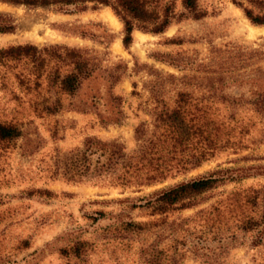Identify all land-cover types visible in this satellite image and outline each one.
Wrapping results in <instances>:
<instances>
[{"label": "rangeland", "instance_id": "obj_1", "mask_svg": "<svg viewBox=\"0 0 264 264\" xmlns=\"http://www.w3.org/2000/svg\"><path fill=\"white\" fill-rule=\"evenodd\" d=\"M173 4L182 11L180 0ZM198 4L204 16L174 18L159 34L133 30L123 47L122 25L107 6L91 9L87 2L81 12L63 13L54 6L0 1V12L15 22L12 32L0 34V47L46 48L39 90H0V119L22 122L21 136L0 160V264H147L152 249L166 254L161 264H264V122L246 104L233 108L244 116L246 147L219 152L172 178L121 188L104 175L77 182L61 175L64 156L85 138L116 139L126 151L134 148L133 129L139 122L150 127L148 110L158 85L165 98L187 92L199 104L212 100L218 116L226 114L219 101H236L247 90L238 82L249 76L250 66L222 61L226 50L264 52V33L248 37L247 26L258 25L228 0ZM64 49L82 56L90 70L73 94L54 87L55 76L71 67ZM54 99L56 112L38 111L40 101ZM110 116L118 123H101ZM218 170L223 179L194 196L189 207L162 213L137 207L143 204L138 198ZM127 220L147 226L140 233L124 231L119 223ZM79 241V256L59 252Z\"/></svg>", "mask_w": 264, "mask_h": 264}, {"label": "trees", "instance_id": "obj_2", "mask_svg": "<svg viewBox=\"0 0 264 264\" xmlns=\"http://www.w3.org/2000/svg\"><path fill=\"white\" fill-rule=\"evenodd\" d=\"M26 7L54 6L63 13L81 12L91 2V9L98 5L109 7L122 25L121 44L127 47L131 42L133 30L159 34L174 18H200L206 14L199 0H180L181 12L174 9V0H0ZM238 7L245 18L253 25H264L263 0H228ZM15 29L12 16L0 12V34L10 33ZM46 48H37L32 44H9L0 47V90L25 92L39 90L38 77ZM65 50L70 56V69L63 75L55 76L54 87L62 93L73 94L81 79L90 75L85 59L74 51ZM222 63L228 66H250V74L239 79L238 86H247L239 92V98H223L219 103L226 114L218 116L216 103L202 98V104L191 100L187 92H176L174 98H165L161 86L153 89V106L148 110L150 127L146 122H139L133 129L135 146L129 151L116 139L100 140L96 137L85 138L82 147L68 152L61 164L62 177L67 181L77 182L82 178L104 175L111 186L121 188L148 186L172 178L177 174L192 169L212 158L217 153L237 151L246 147L243 135L246 133L244 116H236L234 107L246 104L251 116L264 122V52L258 48L225 51ZM11 77V80L9 78ZM134 87V84H132ZM245 92L247 93L244 98ZM16 95V94H15ZM116 97L110 101L116 102ZM38 111L54 113L58 101H40ZM118 123L117 118H102L101 123ZM259 122V121H258ZM20 120L0 119V160L7 148L14 145L22 134ZM254 124L247 127L252 129ZM264 140V130L261 131ZM252 138H250L251 140ZM252 142V141H249ZM220 171L161 188L147 197L137 207H146L152 213L182 209L192 205L191 199L213 187L223 179ZM48 193V191H44ZM133 205V204H132ZM131 205V206H132ZM101 215V212H98ZM147 226L145 223L127 220L119 227L128 232L140 233ZM83 242H76L69 250L61 248L63 255L72 253L79 256ZM167 259L161 250H151L145 260L147 264H161Z\"/></svg>", "mask_w": 264, "mask_h": 264}, {"label": "bare ground", "instance_id": "obj_3", "mask_svg": "<svg viewBox=\"0 0 264 264\" xmlns=\"http://www.w3.org/2000/svg\"><path fill=\"white\" fill-rule=\"evenodd\" d=\"M263 33H264V27L252 26L250 24L247 26V36L250 38L256 37L257 35L263 34ZM145 36L146 34L139 33L140 38H143Z\"/></svg>", "mask_w": 264, "mask_h": 264}]
</instances>
